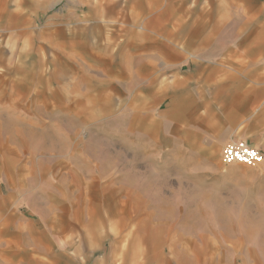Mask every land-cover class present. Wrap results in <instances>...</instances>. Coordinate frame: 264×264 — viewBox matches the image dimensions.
<instances>
[{
    "label": "rangeland",
    "instance_id": "374dc122",
    "mask_svg": "<svg viewBox=\"0 0 264 264\" xmlns=\"http://www.w3.org/2000/svg\"><path fill=\"white\" fill-rule=\"evenodd\" d=\"M244 3L0 0V27L9 13L27 26L28 20L41 25L53 14L59 21L78 19L83 7H108L109 12L125 7L123 20H133L137 36L164 35L177 33L161 21L169 12L165 9H173L174 20L187 6L188 20L204 14L206 21H214L209 30L221 42L230 36L239 41ZM3 76L0 89L8 93L13 77ZM146 77L136 78L135 88L144 86ZM90 78L96 82L90 84ZM102 81L78 74L75 84L104 89ZM41 82L61 90L57 85L67 80L59 76ZM118 110L109 109L99 123H83L66 106L49 112L40 107L35 112L46 120L45 131L25 134L28 124L21 130L7 124L0 133V264H263L264 162L224 164L223 146L214 140L176 139L167 145L157 140L154 145L146 123L134 124L126 109L122 115ZM4 213L18 215L11 223L19 216L32 219L43 231L42 250L26 248L21 232L4 225L9 222L1 219Z\"/></svg>",
    "mask_w": 264,
    "mask_h": 264
},
{
    "label": "crops",
    "instance_id": "0c3cea01",
    "mask_svg": "<svg viewBox=\"0 0 264 264\" xmlns=\"http://www.w3.org/2000/svg\"><path fill=\"white\" fill-rule=\"evenodd\" d=\"M244 2V36L239 41L226 37L225 42L209 30L214 21H206L204 14L188 20L185 4V13L180 7L173 20V9L167 7L161 20L177 33L153 36L136 35L133 20H123L125 7L110 12L108 7H83L78 19L59 21L53 14L41 25L28 20L27 26H22L24 20H11L9 13L0 27V68L5 70L0 85L3 75L13 78L8 93L0 89V133L7 124H18L20 130L28 124L25 134L43 132L47 122L35 112L40 107L49 112L66 106L83 123H99L116 108L118 115L126 109L132 123H146L154 145L157 140L167 145L191 139L224 147L235 139L264 151V2ZM144 9L148 13L152 7ZM78 74L101 76L104 89L77 86ZM143 75L144 86L135 88ZM59 76H66L67 83L54 90L48 81ZM2 215L9 221L5 226L25 237L26 248L42 250L43 231L32 219L19 216L11 223L18 215Z\"/></svg>",
    "mask_w": 264,
    "mask_h": 264
},
{
    "label": "built area",
    "instance_id": "2783aa9c",
    "mask_svg": "<svg viewBox=\"0 0 264 264\" xmlns=\"http://www.w3.org/2000/svg\"><path fill=\"white\" fill-rule=\"evenodd\" d=\"M221 161L224 164L242 163L247 166H257L264 162V155L242 140H232L223 147Z\"/></svg>",
    "mask_w": 264,
    "mask_h": 264
}]
</instances>
